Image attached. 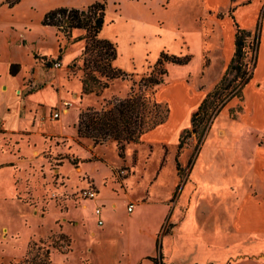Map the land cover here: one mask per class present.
Returning a JSON list of instances; mask_svg holds the SVG:
<instances>
[{"label": "rangeland", "instance_id": "obj_1", "mask_svg": "<svg viewBox=\"0 0 264 264\" xmlns=\"http://www.w3.org/2000/svg\"><path fill=\"white\" fill-rule=\"evenodd\" d=\"M13 1L0 0V72L7 60L23 61L26 53L45 63L32 89L49 86L58 99L46 106V114L39 113L38 125L75 128L73 112L125 97L132 83L137 89L161 52L191 57L185 65L164 62L157 67L163 73L154 93L169 107L168 118L170 92L185 93L181 103L188 122L172 126V142H159L148 132L125 144L122 157L112 141L93 149L90 139L80 142L69 131L55 138L44 135L43 175L35 182L23 188L16 178L14 187L7 170L0 172V264H23L41 248L48 249L50 264H264V75L256 70L264 0H225L211 7L206 0H19L9 7ZM95 1L105 4L101 30L116 46L115 66L128 75L102 90L112 93L104 101L70 87L81 82L84 44L78 48L80 41L71 33L65 36L41 24L50 10ZM254 1V19L245 24L235 11ZM237 27L248 31L243 60L251 78L241 97L230 99L210 119L201 140L186 136L178 148L192 113L229 63ZM30 38L40 43H30ZM228 40L231 56L226 57ZM62 53L72 55L66 65L46 66L47 54L55 55L54 60ZM28 70L22 74L24 84L30 82ZM1 86L0 93L5 90ZM19 94L13 91L11 96ZM53 111L58 117H52ZM2 124L0 144H6L10 140ZM4 158L0 153V161ZM91 188L97 190L94 200L84 194ZM131 202L136 207L128 214ZM97 203L104 212L103 225L95 222Z\"/></svg>", "mask_w": 264, "mask_h": 264}, {"label": "trees", "instance_id": "obj_2", "mask_svg": "<svg viewBox=\"0 0 264 264\" xmlns=\"http://www.w3.org/2000/svg\"><path fill=\"white\" fill-rule=\"evenodd\" d=\"M249 1V0H248ZM19 2L14 0L9 7ZM105 4L95 1L84 8L60 7L46 12L41 24L56 27L64 35H70L73 29H81L84 34L79 37L84 41L83 75L81 78L82 93H94L100 95L110 82L116 79H126L127 73L115 67L112 62L117 52L116 46L108 39L100 38L99 32L104 25ZM247 30L236 28L234 39V51L232 57L213 89L201 100L190 118V129H183L179 136L178 148H181L186 136H196L199 140L205 135L210 119L219 113L222 107L232 98L241 97V90L251 78L244 58V36ZM190 56L178 57L161 52L155 66L146 75L140 77L135 89L134 83L125 97H112L100 108L86 107L79 112L75 125L76 135L79 138L90 139L93 146L109 141L115 142L119 156L125 144L136 143L141 136L165 122L169 114L166 103L155 99V87L161 83L159 67L164 62L177 65H185L190 61ZM54 60L46 61L50 65ZM19 70V64L9 65V74L15 75ZM234 72L235 75L228 83L227 76ZM236 81V82H235ZM240 81V82H238ZM262 141H259L261 144ZM180 172L179 163H175ZM167 231V230H166ZM161 231V234L166 232ZM60 239H66L60 235ZM41 252L31 258L27 256L23 264H50L48 249H40Z\"/></svg>", "mask_w": 264, "mask_h": 264}, {"label": "crops", "instance_id": "obj_3", "mask_svg": "<svg viewBox=\"0 0 264 264\" xmlns=\"http://www.w3.org/2000/svg\"><path fill=\"white\" fill-rule=\"evenodd\" d=\"M220 1L223 2L225 0H206V3L209 5V7H211L219 3ZM257 5H258V1H254L252 2V4L250 3L248 5L241 6L235 11L236 12L235 16H237V18L240 19L245 24L247 23L249 24L254 19ZM80 8H84V7H80ZM47 27H49L50 31L52 30V28H54L53 26L52 27L47 26ZM263 29H264V22H263ZM102 30L99 32V37L107 39L103 36ZM28 32H30V30H28ZM83 34L84 31L81 29H73L71 31V35L75 39V41H80V45L78 48H80L81 44L82 45L84 44V41L79 39V37H81ZM29 42L40 43V40L38 39L35 40L33 38H30ZM263 43H264V30L260 42L259 60L256 68L257 73H259L260 75H264ZM24 46H26V48H31L29 47L30 44L28 43L25 44ZM31 46L34 45L31 44ZM28 51L30 50L28 49ZM223 54H225L226 57H228L229 55L231 56L230 40L226 42L225 50ZM54 56L55 55L53 54H51V56L47 54V60L50 61V59L53 58ZM71 56L66 57L65 53H62L60 56L57 57L58 59L55 58L54 60H59L61 65H66L69 62ZM115 60L112 62L114 66H115ZM11 63L19 64V70L15 75L9 74L8 69ZM44 64L45 63L42 60H39L35 55L32 56L26 53V58L23 61L20 60L13 61L10 59L7 60L4 66L3 73L0 72V84L2 85L1 88L5 89L3 90L2 93H0V121H3L1 128L5 132V135L9 137L10 140L9 143L5 144V142L3 141L0 144V153H4L5 155H7V158H4L2 161H0V172L7 170V172L11 176V180L14 184V187L16 183V178L18 179L20 178V180L23 183L22 186L23 188H25L27 182L30 183L35 182L38 176L43 175L41 169L43 168L42 166V162H43L42 159L44 157L43 150L46 145L45 140L42 139L44 135L46 136L49 135L48 137L52 135L55 138L57 135L61 136L62 132L69 131L80 142H86L84 141L86 140V138L77 137L76 130L73 127L68 128V126L60 125L54 128L51 126V124L49 125L46 123L42 125L40 124L38 125L39 113L42 115L46 114L47 112L46 106L48 104L54 103L58 99V93L53 91L51 88H48L49 86H44L42 89L39 90L32 89L36 84L40 82V78L42 76V71H43L42 67L44 66ZM50 65L46 64V66L51 68ZM26 70H28L27 75L28 78L30 79V82L24 84L22 82L23 81L22 74H25ZM76 83H78V87L75 86ZM65 86L69 87V83L66 82ZM70 87L74 88L75 90H79L82 89V83L80 81H77L71 83ZM106 89L107 88H105V90ZM13 91L14 92L18 91L20 94L16 97H12L11 93ZM118 95L120 96V93H118ZM111 96L112 93L106 95V92L103 91V93H101V95L97 97L100 98L101 101H104L106 99H109ZM169 97H170L171 112L169 118L167 117L168 120L166 119L167 122L165 120V122H163L162 124L148 131L149 134L155 133L154 135L158 136V141L164 143L172 142L175 139V131L172 126L185 125L188 122V113L185 111L181 103L185 97V93L174 90L170 92ZM78 115H79L78 111L72 113V116L75 119H78ZM23 131L29 134H22ZM146 133H144L141 136V138ZM89 146L93 149L96 147V146L93 147V145H89ZM95 191H96V196L91 200L97 198L98 195L97 190ZM97 204L95 205L93 210L95 222L97 223L98 219H101L102 220L101 225H103V222L105 220V216H103L104 212L102 211L101 208L102 205L99 203ZM129 204H133L132 211L130 212L127 211V207ZM97 207H100L101 209L100 215L95 214V209ZM135 207L136 205L134 203L132 202L128 203L126 206V212L128 214H132L134 212ZM154 223L155 221H153L151 224V233L153 231L152 229Z\"/></svg>", "mask_w": 264, "mask_h": 264}, {"label": "built area", "instance_id": "obj_4", "mask_svg": "<svg viewBox=\"0 0 264 264\" xmlns=\"http://www.w3.org/2000/svg\"><path fill=\"white\" fill-rule=\"evenodd\" d=\"M60 65H61V64H60V61H59V60H54V61L51 63L50 66H51V68H59ZM64 105H68V102H65ZM58 115H59L58 112H56V111H53V112H52V117H53V118L58 117ZM84 194H85L89 199H93V198H95V196H96V191H95L93 188H91V189L85 190V191H84ZM132 208H133V204H129L128 207H127V211H128V212L132 211ZM100 212H101L100 207H97V208L95 209V214H96V215H100ZM97 223H98V224H102V220H101V219H98Z\"/></svg>", "mask_w": 264, "mask_h": 264}]
</instances>
